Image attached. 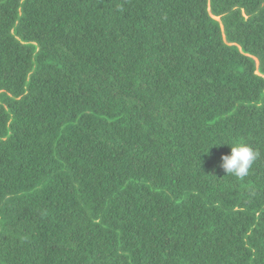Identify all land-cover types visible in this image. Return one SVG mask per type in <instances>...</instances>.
I'll use <instances>...</instances> for the list:
<instances>
[{
  "label": "trees",
  "instance_id": "16d2710c",
  "mask_svg": "<svg viewBox=\"0 0 264 264\" xmlns=\"http://www.w3.org/2000/svg\"><path fill=\"white\" fill-rule=\"evenodd\" d=\"M0 264H264V0H0Z\"/></svg>",
  "mask_w": 264,
  "mask_h": 264
},
{
  "label": "clouds",
  "instance_id": "9594fccd",
  "mask_svg": "<svg viewBox=\"0 0 264 264\" xmlns=\"http://www.w3.org/2000/svg\"><path fill=\"white\" fill-rule=\"evenodd\" d=\"M217 144H226L231 148L230 154L221 157L220 167L226 173V176H231L238 180H243L248 176L253 164L259 157V153L243 139L219 141L214 142L212 145Z\"/></svg>",
  "mask_w": 264,
  "mask_h": 264
},
{
  "label": "bare ground",
  "instance_id": "6f19581e",
  "mask_svg": "<svg viewBox=\"0 0 264 264\" xmlns=\"http://www.w3.org/2000/svg\"><path fill=\"white\" fill-rule=\"evenodd\" d=\"M248 71V70H247ZM256 93V92H255ZM258 94V93H257Z\"/></svg>",
  "mask_w": 264,
  "mask_h": 264
},
{
  "label": "water",
  "instance_id": "95a60500",
  "mask_svg": "<svg viewBox=\"0 0 264 264\" xmlns=\"http://www.w3.org/2000/svg\"><path fill=\"white\" fill-rule=\"evenodd\" d=\"M218 19V18H217Z\"/></svg>",
  "mask_w": 264,
  "mask_h": 264
}]
</instances>
